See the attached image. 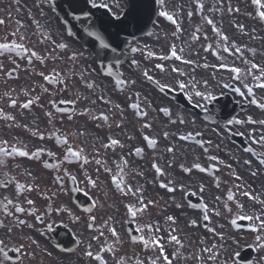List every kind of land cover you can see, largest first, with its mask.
Returning <instances> with one entry per match:
<instances>
[{
    "label": "flooded vegetation",
    "instance_id": "flooded-vegetation-1",
    "mask_svg": "<svg viewBox=\"0 0 264 264\" xmlns=\"http://www.w3.org/2000/svg\"><path fill=\"white\" fill-rule=\"evenodd\" d=\"M152 1L154 15L148 32L150 0H0V19L5 21L0 25V41L26 36L23 43L44 59L43 63L33 59V63L28 64L24 56L16 53L0 56V109L15 117V121L0 119V139L27 145L33 151L36 148L45 150L41 160L10 158L6 168L0 167V181L12 177L20 183L36 186L34 191L21 194L15 193L14 184L0 187V201L5 197L13 199L14 203L26 210L35 209L36 215L43 217L42 223L27 212L16 213L17 217L26 220V224L15 229L11 236L0 230V239L11 241L13 245H25L22 253L9 251L10 264H17L18 257L19 264H99L85 253L92 251L95 254L108 246L116 248L115 253L100 251L108 264H114L121 257L123 264H135L137 258L150 264L160 255L158 250L145 249L130 239L131 235H141L135 231L138 225L146 224L159 228L155 235L162 238L163 255L168 256L172 264H264V249L256 240V236L264 235V232L253 231L260 221L245 218L249 223L237 234H233L229 223L230 213L239 217H264V203L241 194V191H247L264 201V165L260 164V159H264V146L252 143L253 138L264 135V126L228 123L229 120L247 121L249 117L264 119V109L250 103L251 99L264 103V89L257 88L251 77L236 81L227 68L219 66L226 64L246 69L245 60L264 66V31L262 36L244 33L246 29L241 31L238 27L241 25L238 14L231 23L226 21L222 14L226 0H165L163 8L157 0ZM161 10L173 15L179 31L177 24L159 15ZM207 19L229 37L230 43L235 42L242 49V56L223 52V42ZM21 24L23 28L19 27ZM17 30L18 35L12 36L11 33ZM48 34L52 40L68 47L64 50L56 48L50 40L44 39ZM97 37L109 47L102 48ZM173 45L183 60L192 63L185 64L174 58L158 59L169 55ZM97 50L114 55L99 61ZM149 51L155 54L151 58L147 56ZM73 53L77 54L75 61L69 60ZM158 63L164 66L163 72L155 67ZM110 67L126 81L123 87L115 86L116 76L107 75ZM173 67L185 75L173 73ZM145 70L155 81L170 86L166 88L171 89L172 94L166 88L161 92L143 75ZM9 71L11 77L7 75ZM41 72L49 76L59 73L66 87L45 81ZM193 79L201 91L207 80V90L216 99L206 103L189 89L181 91L177 87L178 80L191 82ZM225 83L245 92L243 84L248 83L254 95L242 97L231 88L225 89ZM89 84L93 86L89 88ZM36 97L39 100L29 109L20 107ZM11 100L17 101L16 106H11ZM134 103L140 106L139 111L130 107ZM57 108L62 111L58 112ZM162 108H168L170 114L160 111ZM48 112L52 113L51 122L46 115ZM141 112L147 115L141 116ZM101 114L108 116V120L92 118ZM181 119L184 123H180ZM16 124L27 125L42 133L44 140ZM145 124L151 127L145 128ZM189 133L193 134L192 140L180 139ZM57 136L67 138L74 150L82 148L88 163L84 164L82 157L79 161H64L59 172L45 168L44 159L49 163L63 159L66 145L58 144ZM144 136L154 139L156 145L147 146ZM111 139L119 140L123 147L104 148ZM195 141L204 142L208 152ZM137 147L143 149L140 155L135 154ZM247 147H251L256 155L245 152ZM169 148L172 151H168ZM47 151L55 153V159L48 157ZM209 156H216L218 160L211 161ZM97 159L104 163L97 165ZM122 160L128 162L124 169L125 184L134 191L140 189L137 196L145 204L153 202L135 221L128 216L126 206H138L137 196L122 194L111 182L113 174L119 175L116 165ZM195 163L205 167L206 171L192 167ZM153 164L162 170V174L156 173ZM105 165L111 173L104 171ZM185 168H191V171L185 172ZM65 171L77 178L75 185L65 176ZM58 174L65 176L63 187L55 180ZM85 174L97 181L96 187L87 183ZM162 183L174 187L175 191L162 188ZM236 184L242 185V189H235ZM201 186L203 193L199 191ZM73 188L78 190L73 191ZM230 190L235 196L232 201L227 199ZM27 199L33 200L34 204L28 205ZM237 204L243 207L237 208ZM201 205H207V221L203 219ZM57 207L62 211L57 212ZM87 208L92 211L86 212ZM168 216L175 218V224L167 220ZM6 219L11 218H6L0 210V220ZM193 220L195 226H192ZM89 224L93 227H88ZM108 227L116 229L120 243H115ZM173 228L172 234L180 239L183 247L169 242ZM29 236L36 244L30 243ZM212 245H216L217 258L208 260L209 253L202 249ZM249 248L254 249V257L248 262H236V255H243ZM177 251L179 258L174 255ZM157 264H165L162 257Z\"/></svg>",
    "mask_w": 264,
    "mask_h": 264
},
{
    "label": "snow or ice",
    "instance_id": "snow-or-ice-1",
    "mask_svg": "<svg viewBox=\"0 0 264 264\" xmlns=\"http://www.w3.org/2000/svg\"><path fill=\"white\" fill-rule=\"evenodd\" d=\"M157 2L161 5V8H163L165 6V0H157ZM251 3H252V5H254L255 13L258 16V18L261 21H264V0H251ZM93 6H96V5H93ZM198 6L201 9L203 8L202 4H198ZM100 7H107V5H100ZM229 11H232V9L229 8ZM236 11H239V9H237ZM159 15L161 17H164L167 20L171 21L173 24H177V21L174 19L173 15H171L169 12L161 10L159 12ZM189 15H191V13H189ZM117 19H119V17H117ZM4 23H5V21L0 19V25H3ZM36 23H37V27H39V22L37 21ZM207 23L209 25L213 26L212 27L213 32L223 42V45H224L223 52L228 53L229 55L241 54V56H242V49L239 46H237L235 44V42L230 43L229 37L227 35H224L219 29H217L211 19H207ZM19 27L23 28L24 25L21 24ZM238 27L241 31L244 30L243 25H238ZM18 31L19 30L12 32L11 35L17 36ZM177 31H179V25L178 24H177ZM97 38L100 39V45L102 48L107 49L109 47V45L107 43H105L102 38H100V37H97ZM25 39H27L26 36L19 35L17 40L3 39L2 41H0V56H3L6 53H16L18 56H24L26 58L28 64H32L33 59L39 61L40 63H43L44 59L41 57V55H39L37 51L32 50L25 43H23V41ZM44 39L50 40L53 44H55L56 48H58V49L64 50L68 47L67 44L57 43L56 41L52 40L51 34L44 36ZM41 42H43V41H41ZM133 51H136V49H133ZM179 51L183 52V49H180ZM154 55L155 54L151 51H149L147 53V56L149 58L153 57ZM76 58H77V54L73 53L69 57V60L75 61ZM170 58H174L175 60H181L185 64L192 63V61H190V60H183L182 56L178 54V51H177L175 45H173L171 47L169 55L158 57V59H160V60H168ZM12 63L13 64L16 63L15 59L12 60ZM133 63H135V61H133ZM244 63H245V65H247L246 69H242L241 67H238V66L229 67L226 64H220L219 66L221 68H227L228 71L233 75V78L236 81H240L242 79V77H251V79L255 82V86L257 88L264 89V66L258 65L257 63L247 61V60H245ZM17 67H19V65H17ZM155 67L162 72L165 70L164 66L162 64H159V63L156 64ZM204 67H207V65H204ZM0 69H2V65H0ZM171 71L173 73H178L180 76L185 75V73L182 70L175 68V67H173L171 69ZM257 72H259V75L256 74ZM7 75L9 77H11L12 72L9 71L7 73ZM40 75L43 77V79L45 81H49L50 83H59V84L65 85V87H66V82H65V80L61 79L59 73H54L53 75L49 76V75H45L43 72H41ZM107 75L117 77L115 80V86H117V87H123L126 84V81L120 78L121 74L114 72L111 67L108 69ZM143 75L149 81H152L153 83H155L161 92H163L166 87H170L168 85H162L158 81H155L153 79V77L148 74L147 70L144 71ZM81 78H83L82 75H81ZM133 83H134V81H133ZM176 83H177V87L181 91H183L187 88L194 94L195 97H199L200 100L205 101L206 103H210L216 99V97L212 94V92L207 90L208 89V81L207 80H205L204 84H203L204 91L198 90V88H197L198 82L195 81L194 79L191 82L178 80ZM92 86L93 85H91V84L88 85L89 88H91ZM223 87L225 89L231 88V90L233 92L238 93L242 97L245 96L246 94L248 96L254 95L253 88L250 87L248 83L243 84V88L246 89V92L241 91L240 87L232 88L231 85L228 83H225L223 85ZM44 91L47 92V89H44ZM25 94L27 95V93H25ZM138 95L139 94H137V96ZM100 99H103V97H100ZM189 99H192V97L190 96ZM36 100H39V97H36L35 100L28 99L26 102L20 104V107L23 109H29L36 102ZM61 103H72V101H61ZM250 103L256 105L259 109H264V103H260L256 99H251ZM16 104H17L16 100H11V106H16ZM197 106L202 107V105H200V104H197ZM130 107H132L133 109H137L138 111L140 108V106L138 104H135V103L130 105ZM57 111L58 112L62 111V109L57 108ZM160 111L164 112L166 115L170 114L168 108H162V109H160ZM82 114H89V113H82ZM46 115L49 117V120L51 122L52 113L48 112V113H46ZM140 115L146 116L147 113L141 112ZM92 118L93 119H100L103 121L108 120V116L103 115V114H101L99 117L93 116ZM0 119H3L4 121H15L14 116L4 114L2 109H0ZM69 119H71V117H69ZM173 123H175V121H173ZM180 123H184L183 119L180 120ZM228 123L229 124H232V123H236V124L249 123V124H259L260 126H264V119L254 120V119H252V117H249L247 121H244V120L231 121V120H229ZM15 126L25 128L27 131L31 132L32 136H39V139H41V140H44V138H45L42 133H39L38 131H33L32 129L28 128L27 125L16 124ZM144 127L148 128V127H151V125L145 124ZM238 134L243 135V133H238ZM196 135H200V133H196ZM165 136H167V133H165ZM143 139L147 142V146H149V147H154L157 143L154 139H151L148 136H144ZM180 139L181 140H192L193 134L189 133L185 136H181ZM56 142L58 144H61V145H66V148H65L64 153H63V159L58 163H49L48 160L44 159L43 160V166L45 168L53 169V170H56L57 172H59L61 165L63 164L64 161H68V162H72L74 160L79 161L83 157V149L79 148V149L74 150V148L68 144L67 138L61 139L60 136H57ZM195 142L200 144V146L203 148L204 152H208V148L204 147V142H202V141H195ZM208 143L210 144L211 141H208ZM252 143L253 144H260L261 146H264V135H261L258 138H253ZM117 145H119L120 147H123V145H120L119 140L111 139L110 143L104 144L103 147L104 148H110V147L114 148ZM168 151H172V149L169 148ZM244 151L249 152V153H253L254 155H256V153L253 152V149L251 147L245 148ZM142 152H143L142 148H140V147L135 148V154L136 155H140ZM44 154H45V150L43 148H36L33 151V150H29L27 148V145H20L17 143H12L7 139H0V167L6 168L7 167L6 161L10 158L15 159L17 157H22V158H28L29 160H33V159L41 160L43 158ZM46 155L48 157L55 159V153H53L51 151H47ZM208 159L211 161H217L218 160V158L216 156H209ZM83 163L84 164L88 163V160L86 157H83ZM95 163L97 165H101L104 162L102 160L97 159L95 161ZM127 163L128 162L126 160H122L121 164L116 165V167L119 171V175L113 174L112 178H111V182L115 185L116 189L119 190L122 194H124V195L131 194L133 196H137V193L140 191V189H136L134 191L131 186H128L125 184V181L123 179V177L125 175L124 169L127 167ZM218 163L222 164L223 161H218ZM245 163L247 164V163H249V161H245ZM260 164L264 165V159H260ZM153 167L155 168L157 174H162V170L158 166L153 164ZM192 167L198 169L200 172L206 171V168L202 167L199 163H195ZM213 167H215V166H213ZM227 167H231V166L228 165ZM104 171L106 173L112 172V170L110 168H108L106 165L104 167ZM184 171L190 172L191 168H185ZM27 174L29 176L31 175L30 172ZM4 175H5V177H8L7 172H5ZM253 175H255V173H253ZM65 176H67L68 179H70V181L73 185H75L77 183V178L75 176H71L66 171H65ZM65 176L58 174L55 177L57 184L60 185L61 187H63V184L65 182ZM85 179H86L87 183H89L92 187L97 186V181L92 179L91 177L87 176V174H85ZM235 179L240 180V177L235 176ZM171 183L172 182L169 181V184H171ZM12 184H14V191L16 194H21L24 192L30 193V192L34 191L36 188V186L33 184L20 183L18 181H15V179L12 177H8L4 181H0V187H3V188H7L9 185H12ZM169 184H163L162 183L160 186L162 188H167V190L169 192L175 191V188L169 187ZM216 187H218V188L220 187L219 181H217ZM242 187L243 186L240 184L234 185V188L237 190L242 189ZM72 190L77 191L78 189L73 188ZM199 191L201 193H203V191H204L203 186L200 187ZM241 194L244 196H248L249 199H255L257 203H264V201L259 200V197H253L247 191H241ZM217 199H219V197H217ZM227 199L229 201H232L235 199L233 191L230 190L228 192ZM137 200H138V206L134 205V204H129L126 206L127 214H128V216H130L132 218L133 221L136 220L138 215H140L144 211H146L148 204L153 203L152 201H149L148 204H145L143 199L140 198L139 196H137ZM26 202L30 206L34 204V201L31 199H27ZM190 206L193 208L197 207V205H190ZM177 207H180V205H177ZM200 207L202 208V210L204 212L203 219L205 221H207L209 219V216L207 214V205H201ZM225 207L227 208V205H225ZM242 207H243L242 205L237 204V208H242ZM0 210L3 211L6 218H11V219H6V220H0V230H4L9 236H11L13 234L15 229H19V228H21V226L26 224V220L17 217L15 215L16 213H26L27 212V214L33 215L37 221H40L43 223V217L40 215H36L35 209L26 210L24 207L20 206V204L14 203L13 199H8L7 197H5L3 201H0ZM56 211L60 212V211H62V209L57 207ZM85 211L90 213L92 211V209L87 208V209H85ZM228 211H231V209H228ZM216 215H220V213L216 212ZM241 218L242 219L247 218V219L252 220L253 222L260 221V223L253 228V231L264 232V217L253 215V216L241 217ZM91 219L94 221L95 217H91ZM167 220L173 224H175V222H176L175 218L173 216H168ZM191 223H192V226L196 225L195 220H193ZM232 223L235 224L236 220L233 219ZM105 224H107V222H105ZM28 226L31 227V225H28ZM88 227H93V225L89 224ZM107 230L111 233V236L114 238L115 243H117V244L120 243V237H119L116 229L114 227H108ZM208 230L209 231H215V229H208ZM135 231L141 233V235H139V236L131 235L130 239L133 243L139 242L145 249L155 248L160 253L159 256H157L155 259H152L150 261V264H157V261L160 260L161 257H162L163 261L165 262V264H172V260L168 256L163 255L164 247H163V244L161 243L162 238L155 235V233L159 231L158 227H155L151 224H146L143 226L138 225L136 227ZM173 232H175L174 228L170 230L169 237H168L169 242L175 243L176 245L183 247L180 239L176 235H173L172 234ZM103 234L104 233L101 230L100 235L102 236ZM92 238L98 239L97 236H93ZM221 239H223L222 236H221ZM28 240L30 241L31 244H36V241L33 240L32 237L29 236ZM256 240L258 242V246L261 249H264V235H257ZM24 248H25V245L23 243H17L15 245H13L11 241L0 239V264H10V262L12 261V257L9 255V251H12L15 253H22ZM100 251L115 253L116 248H114L112 246H108L106 248H102ZM100 251L96 252L95 254L92 251H87L85 254L89 258H91L92 260L99 262V264H108V261L100 254ZM202 251L209 253L208 260H215L217 258V256H216V245H212L211 248H204V249H202ZM174 255L176 258H179L180 253L177 251L176 253H174ZM193 258L196 259V257H193ZM17 264H19V257L17 258ZM114 264H123V258L122 257L118 258V260L115 261ZM129 264H131V262H129ZM135 264H144V261L137 258Z\"/></svg>",
    "mask_w": 264,
    "mask_h": 264
}]
</instances>
